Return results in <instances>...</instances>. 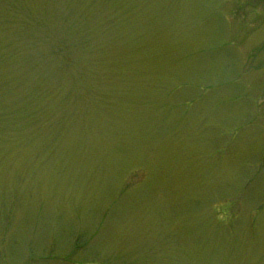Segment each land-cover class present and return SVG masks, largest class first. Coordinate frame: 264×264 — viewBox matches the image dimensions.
<instances>
[{"label": "rangeland", "instance_id": "obj_1", "mask_svg": "<svg viewBox=\"0 0 264 264\" xmlns=\"http://www.w3.org/2000/svg\"><path fill=\"white\" fill-rule=\"evenodd\" d=\"M0 264H264V0H0Z\"/></svg>", "mask_w": 264, "mask_h": 264}]
</instances>
